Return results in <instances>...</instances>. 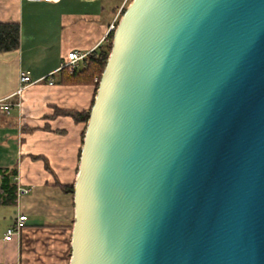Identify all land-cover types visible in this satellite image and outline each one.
Here are the masks:
<instances>
[{
    "label": "water",
    "instance_id": "95a60500",
    "mask_svg": "<svg viewBox=\"0 0 264 264\" xmlns=\"http://www.w3.org/2000/svg\"><path fill=\"white\" fill-rule=\"evenodd\" d=\"M74 208L69 264H264V0H131Z\"/></svg>",
    "mask_w": 264,
    "mask_h": 264
},
{
    "label": "crops",
    "instance_id": "0c3cea01",
    "mask_svg": "<svg viewBox=\"0 0 264 264\" xmlns=\"http://www.w3.org/2000/svg\"><path fill=\"white\" fill-rule=\"evenodd\" d=\"M128 1L0 0V22L21 28L19 48L0 52V100L11 103L0 111V167L15 168L27 190L0 205V264H69L75 208L64 187L75 183L85 131L70 112L90 109L95 85L67 83L62 69L69 52L104 44ZM22 70L32 82L18 95ZM19 213L27 225L8 240Z\"/></svg>",
    "mask_w": 264,
    "mask_h": 264
},
{
    "label": "trees",
    "instance_id": "16d2710c",
    "mask_svg": "<svg viewBox=\"0 0 264 264\" xmlns=\"http://www.w3.org/2000/svg\"><path fill=\"white\" fill-rule=\"evenodd\" d=\"M131 0L128 1V4ZM123 7L121 13L115 22L117 26L121 16L125 12L127 6ZM114 30H111L101 46L89 52L83 61L76 67L70 68L65 66L62 70L65 73L64 81L70 84H94L95 95L102 73L105 69L109 54L112 49ZM21 28L20 23L16 21L0 22V52L12 51L20 46ZM97 78L98 80H96ZM93 98L92 105L94 103ZM82 112H70L76 121H83L85 129L90 117L91 108ZM85 133V131H84ZM82 138V144L84 139ZM81 155V149H80ZM80 159V158H79ZM17 175L15 168H2L0 167V205L11 206L17 203L18 199V186L14 177ZM65 191L74 196V183L64 187Z\"/></svg>",
    "mask_w": 264,
    "mask_h": 264
},
{
    "label": "built area",
    "instance_id": "2783aa9c",
    "mask_svg": "<svg viewBox=\"0 0 264 264\" xmlns=\"http://www.w3.org/2000/svg\"><path fill=\"white\" fill-rule=\"evenodd\" d=\"M28 1H44V0H28ZM111 29H115V25L113 24ZM88 53H80L78 51H71L69 52V58L65 62L64 66H69L70 68H74L78 66V64L85 58ZM96 80H98L96 78ZM32 82L30 77V71L22 70L20 72V82L18 90L16 94L21 95L25 88ZM19 104V103H18ZM11 103L7 101V99L0 100V111L1 110H8L10 108ZM26 189L19 188L18 194L26 192ZM28 215L25 213H19L18 216L15 218L13 224L8 227L5 238L11 239L14 235L20 234L22 229L27 225Z\"/></svg>",
    "mask_w": 264,
    "mask_h": 264
}]
</instances>
